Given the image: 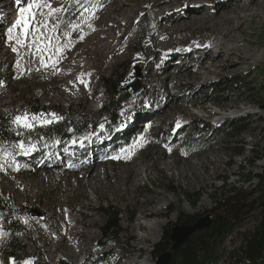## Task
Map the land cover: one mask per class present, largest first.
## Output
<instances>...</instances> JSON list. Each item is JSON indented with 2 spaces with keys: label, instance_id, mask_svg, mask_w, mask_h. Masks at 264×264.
<instances>
[{
  "label": "rangeland",
  "instance_id": "obj_1",
  "mask_svg": "<svg viewBox=\"0 0 264 264\" xmlns=\"http://www.w3.org/2000/svg\"><path fill=\"white\" fill-rule=\"evenodd\" d=\"M161 1L136 0L131 2L125 14L117 16L112 28L127 41L129 53L108 67L106 53L95 55L94 46L87 53L85 50L74 51L83 48L84 40L95 35L89 28L96 24L100 12L108 8L112 0H41L51 9H59L52 12L49 7H42L43 15L38 17L46 24L41 31L49 38L55 52L52 61L58 60L53 64L48 59L50 53L45 52L42 57L48 65L45 67L31 38L21 45L8 38V29L20 17L19 9L27 7L33 0H14V8L3 4L10 0H0V26L2 22L5 24L0 30V65L3 67L0 108H15L16 116L26 112V101L37 100L40 104L59 106L63 111L94 115L107 101L104 79L115 74L122 75L124 85L137 93L132 94L130 105H124L120 119L109 129H104L107 121L104 120L98 131L87 136L64 141L33 139L37 147L34 157L21 156L24 144L0 143V196L16 206L32 209L28 224L33 230L32 242L18 258L29 261L34 256H41L50 264L58 260L69 264H115L123 253L128 262L135 260L132 264H141L146 258L150 264H157L158 245L168 229L172 235L180 212L199 215V218L219 213L225 217L227 212L217 208L221 201L225 203L231 189L242 191L245 198L257 189L259 181L256 178L251 181L250 174L253 170L259 172L264 166L260 153L264 147V111L258 106V103H264V96L255 90L258 87L264 89V75L261 74L264 68V10L252 9L251 0H243L247 9L229 15L234 17L233 29L237 36V40H229L225 37L228 30H220L226 18L216 19L222 0L199 1L206 18L188 24L187 30L183 27L182 31L172 35L168 33L174 42L163 46L162 51L152 52L149 50L151 38L157 33L161 13H151L150 9ZM227 1L235 3L236 0ZM194 2L178 0L172 11L167 9L165 12L163 23L169 26L175 20L187 19L181 16L190 5H195ZM18 32L19 28L15 29L13 36ZM4 37L5 42L2 41ZM210 40L217 49L204 48L205 42ZM221 40L225 41L224 48L216 45ZM45 43L41 38L38 47L43 48ZM14 47L18 50L14 51ZM215 50L227 53L236 50L247 59L239 67L230 65L227 54L218 65L203 59L205 54L211 57ZM22 51L33 63L30 72L22 64ZM68 52H74L72 61L78 65L65 59ZM154 56L155 66L147 70V62ZM188 64L196 66L197 70L201 68L202 75L198 74L192 81H187L185 75L172 78L175 72L183 75L184 65ZM64 68L71 73V78L66 81H62ZM94 81L92 93L90 86ZM66 84L70 91L65 88ZM44 87L47 90H43ZM51 112L28 113L38 117L35 126L19 128L36 137L35 129L48 124L44 120H54ZM239 127L246 130L240 132ZM103 131L102 136L100 132ZM82 137H86L83 141H87L86 144L81 142L76 146L72 142ZM255 159L258 161L252 168ZM85 160L92 166L99 163L94 186L78 181L85 174L82 166ZM137 170L141 176L129 184ZM87 176L91 178L92 173ZM187 193H199V201L193 204L186 198ZM255 197L254 193L250 199ZM250 199L243 201L245 206ZM161 205L164 206L161 214L144 217L145 206L161 208ZM110 207L122 211L119 230L112 243L102 247L101 226L107 220L102 209ZM260 210L257 203L246 210L244 219L232 226L228 238L216 248L206 264H264V258L253 261L242 249L246 238L259 225ZM72 219L76 221L71 222ZM92 220L97 221L95 225L86 228ZM3 223L4 217L0 214V226ZM159 223L163 224L160 238L142 241L139 245L142 253L130 254L129 247H135V243L131 239L128 247L127 234L133 232L140 238L147 235L140 224ZM71 226L96 234L91 247L76 258L64 256L62 251L51 253L53 244L60 242L62 245L64 240L72 242L69 237ZM7 236L6 232H0V248ZM22 242H27L25 236H22ZM6 255L2 248L0 264H13V259Z\"/></svg>",
  "mask_w": 264,
  "mask_h": 264
},
{
  "label": "trees",
  "instance_id": "obj_2",
  "mask_svg": "<svg viewBox=\"0 0 264 264\" xmlns=\"http://www.w3.org/2000/svg\"><path fill=\"white\" fill-rule=\"evenodd\" d=\"M22 54V64L25 66L28 72L33 69V63L27 58L26 54ZM3 67L0 65V84L2 82ZM261 74L264 75V68L261 70ZM122 75H114L104 79V88L107 92V101L102 105V109L94 115H82L81 113H73L72 111H63L59 106L40 104L39 101H26L24 104L27 113L32 112H48L52 111L59 119L54 118L51 123L47 125H40L35 130V134L29 133L25 129L19 128L13 123L15 118V108L3 109L0 108V143L11 144L19 141H28L29 139L46 138L50 141L54 139H60L61 141L67 140L70 137L87 136L90 133L98 131L100 123H105V130L111 127V124H115L120 119V112L124 109V105H130L133 100V92L125 85ZM264 96L263 87L255 88ZM259 108L264 111V103H258ZM19 108V106H18ZM60 111L61 114L58 112ZM53 116V115H52ZM238 121V120H237ZM238 130L243 132L245 127H239ZM93 131V132H92ZM102 135L105 131L101 132ZM262 159H264V147L260 151ZM261 159V158H260ZM258 159H255L252 164V168L256 165ZM251 181L258 179L259 184L257 189L254 190L256 197L250 199L252 196L244 197L242 191L237 189H231L230 196L226 197L225 203L222 201L217 208L219 211L227 212V216H221V214H211L213 222L207 229L200 230L189 237L186 242L178 248L172 255L170 264H206L208 260L213 257L216 248L230 235V230L233 225L238 224L244 219L246 210L253 207V204H258L260 210L261 220L256 230L246 238L243 244L244 254L251 260L257 261L264 258V166L260 167L259 172H251ZM176 192V190H174ZM186 198L196 204L200 199L199 193H187ZM250 199L249 204L243 203ZM32 209L24 206H16L13 202L0 196V214L4 217V223L0 226V232H6L8 238L3 244L2 248L7 252L6 257L13 259L18 263H22L24 260L18 258L22 251H26L29 244L32 242L30 239L33 233L29 215L32 213ZM107 216V220L101 226V239L102 247L112 243L115 239V234L119 230V215L122 211H116L113 207L108 210L102 209ZM218 211V212H219ZM43 216L45 214L43 213ZM199 215H188L179 213L178 224L180 225H192L199 220ZM52 230V229H51ZM54 232V231H52ZM170 229L164 235V238L158 245L159 258L163 253L167 252L172 242L170 240ZM22 236H25L27 242H22ZM4 241V240H3ZM0 248V251L1 249ZM13 260H11L13 262ZM11 262V263H12ZM30 264H50L45 263L41 256H34L32 260H29ZM51 264H69L64 260H58Z\"/></svg>",
  "mask_w": 264,
  "mask_h": 264
},
{
  "label": "bare ground",
  "instance_id": "obj_3",
  "mask_svg": "<svg viewBox=\"0 0 264 264\" xmlns=\"http://www.w3.org/2000/svg\"><path fill=\"white\" fill-rule=\"evenodd\" d=\"M11 2H4L3 4L8 5L11 8L15 7V2L14 0H10ZM136 0H112L111 5L104 9L103 11L100 12L98 21L94 26L89 28V30L95 35L91 38L89 37L88 40H84V44H82L84 47L76 49L74 52H80L81 50H85L87 53L90 51V47L93 48L92 50L94 51L93 53L98 54V53H106L105 58H108L109 60V66H113L122 56H127L129 53V50L127 48V45L125 44L127 41L123 39V36H120L118 32H116L112 27H114L115 19L117 16L120 14H125L128 11V7L131 6V2H135ZM195 1V5H190V8L187 9V11L181 16L182 18H187L184 21H177L175 20L172 25L166 26L163 22L165 21V12L167 9L172 11L174 8L175 4H178V0H162L159 2V4H153L151 6V13L152 12H159L161 13V21L159 28L157 29V33L152 35L151 41L152 45L149 48L150 51L152 52H159L162 51L163 46H169V44L173 43V39L171 38L170 35H172L175 32L182 31L181 29L185 27L187 30L188 28L186 27L188 24L193 23V21L201 20L206 18V14L204 13L203 7L199 1H204V0H193ZM199 3V4H196ZM243 0H236L235 3L233 2H228L227 0H222L221 8L217 11V17L216 19H223L226 18V23L225 25H222L220 30L227 29L228 32L225 34V37H229V40H237L234 33V17H230V14L236 15V10H243L247 9V6L244 4L243 5ZM249 6V4H248ZM194 7V8H193ZM250 8L252 9H258L262 8L264 10V3L262 0H251L250 1ZM239 17V16H238ZM4 22L1 23L0 30H3L4 28ZM236 25V24H235ZM112 28V29H111ZM111 29V31H109ZM219 30V31H220ZM161 31H166L165 33H161ZM170 33V35H168ZM93 35V34H92ZM201 38V37H200ZM6 37L2 41L5 42ZM1 41V42H2ZM80 41V40H78ZM4 42L2 44H4ZM206 47L205 49H209V47H213V49H217L213 42L207 41L205 42ZM219 48H224L223 46L225 45V41L221 40L218 41L216 44ZM90 49V50H89ZM78 50V51H77ZM74 52H68L66 54L65 59H69V61H72ZM110 52V53H109ZM215 54H213L211 57L209 54H205L203 59L210 60L211 63H214L216 65L220 64L223 61L224 54H227L229 57V60L231 62L230 65H240L242 62L247 59L246 56L243 54L235 51L227 53L225 50H215ZM92 53V52H91ZM177 55V54H175ZM82 56V55H81ZM172 55L171 57H173ZM80 57V56H79ZM78 58V57H77ZM155 56L151 61L147 62V70H149L151 67L153 68L155 66ZM187 58V57H186ZM185 58V59H186ZM66 64V63H65ZM70 64L72 65H78L76 62L72 61ZM80 65V64H79ZM105 65V64H104ZM225 65V64H224ZM70 67L69 64H67V67ZM104 67V66H103ZM184 68H186L185 73L181 75L180 73L175 72L172 78H180V76H186L187 81L188 80H195L197 78V75H202L201 73V68L199 70L196 69V66L192 67L191 65H184ZM228 72H232L231 70L226 69ZM60 71V70H59ZM68 68H64L63 70V76H62V81H66L67 78L71 76L70 72H67ZM152 72V71H151ZM61 73V72H60ZM152 74V73H151ZM71 78V77H70ZM173 80V79H171ZM93 85H95V81L91 83L90 86V91L93 90ZM65 88H67L70 91V86L68 84L65 85ZM43 90H47L46 87L43 88ZM94 93L93 91H91ZM90 97V96H89ZM64 99H68L67 96H63ZM105 129V128H104ZM84 144L86 142H82ZM208 160L209 157H206ZM98 162L94 163V166L91 164L87 163L85 160L82 163L83 169L85 170V174L83 177L78 178L79 183L81 184H88L90 186H94V184L97 182L98 178ZM92 173V177L89 178L87 174ZM141 176V173L139 170L137 172L133 173L130 180V183L136 182V179ZM88 177V179H87ZM162 206V205H161ZM161 208L155 207V208H149V206H145L143 209V215L146 218H152L153 216H157L158 214H161ZM76 221V219H72L71 222ZM97 221L92 220L89 226H86V228H91L93 225H95ZM163 224L159 223L158 225L153 224V225H142L140 224V228L144 229L147 233V235H144L140 238L136 237V235L132 232L130 234H127V241L128 242V247L129 243L131 245L130 240L134 239L133 243H135V247L130 248L129 247V252L130 254L134 253H142V248L139 247L142 241H147L149 238H152L154 241H157L160 238V230H162ZM70 228V238H72V242L68 240H64V244L61 245L60 242H57L56 244H53L50 248L51 253L62 251L64 256L71 257V258H76L80 254H83L88 250L91 245L92 241L96 238V234L93 231L86 232L84 230H78L75 226H71ZM129 229V227L127 228ZM132 229V228H131ZM136 238V239H135ZM127 255L121 254L120 258H118L115 261V264H132L135 260L128 262L127 261ZM141 264H150V261L148 258L144 259Z\"/></svg>",
  "mask_w": 264,
  "mask_h": 264
},
{
  "label": "snow or ice",
  "instance_id": "obj_4",
  "mask_svg": "<svg viewBox=\"0 0 264 264\" xmlns=\"http://www.w3.org/2000/svg\"><path fill=\"white\" fill-rule=\"evenodd\" d=\"M42 7H49L50 11L52 12L59 11V9H51L50 5L41 3V0H33L32 3L27 4V7H21L19 9L20 17L8 29V38L9 40L15 39L18 45H21L22 42H29V38H31V44L37 48V54L41 56V63L44 64L45 67H47V63H45L42 58L43 54L45 52L50 53L48 59L52 61V57L55 55V52L52 51V46L50 44L49 38L41 31L42 28L46 27V24L42 20L38 19V17L43 15V13L40 12V9ZM25 13H27V15H25ZM17 28H19V32L14 37L13 32ZM41 38L46 41L43 48L38 47ZM13 50L17 51L18 48L14 47ZM56 51H59V49H56ZM52 62L53 64H55L58 63V60H54ZM52 115L54 118L59 119V117H56L55 114ZM37 120L38 117H36L35 115H29L27 112H24L16 115L13 123L22 128L31 129L35 126L34 122ZM43 122L46 124L51 123L50 120H44ZM101 127L103 126L101 125Z\"/></svg>",
  "mask_w": 264,
  "mask_h": 264
},
{
  "label": "water",
  "instance_id": "obj_5",
  "mask_svg": "<svg viewBox=\"0 0 264 264\" xmlns=\"http://www.w3.org/2000/svg\"><path fill=\"white\" fill-rule=\"evenodd\" d=\"M137 76H139V73ZM133 94L137 93L133 92ZM212 220V217L208 214L204 218H200L196 223L192 225L178 224L176 227H174L171 235L172 246L170 250L163 253L159 257L157 264H170L173 253L187 240V238L197 230L207 228L212 223Z\"/></svg>",
  "mask_w": 264,
  "mask_h": 264
}]
</instances>
